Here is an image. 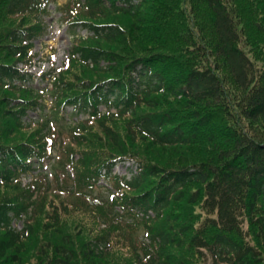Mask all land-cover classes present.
Listing matches in <instances>:
<instances>
[{"label": "trees", "instance_id": "16d2710c", "mask_svg": "<svg viewBox=\"0 0 264 264\" xmlns=\"http://www.w3.org/2000/svg\"><path fill=\"white\" fill-rule=\"evenodd\" d=\"M58 1L0 0V264H264V0H69L36 88Z\"/></svg>", "mask_w": 264, "mask_h": 264}, {"label": "rangeland", "instance_id": "374dc122", "mask_svg": "<svg viewBox=\"0 0 264 264\" xmlns=\"http://www.w3.org/2000/svg\"><path fill=\"white\" fill-rule=\"evenodd\" d=\"M69 0H59L57 6H50V16L45 20L47 25V35L34 43L33 53L36 55L35 63L30 69V73L34 78L30 82L32 86L36 88L39 84L44 87L48 81V78L42 82L41 75L47 72L58 70L64 61L68 57V52L71 47L72 37L69 34L67 27L62 24V13L59 10L60 7L67 4ZM79 37L87 36L86 31H80ZM51 107L49 99L47 100V109ZM34 116L33 114H30ZM30 176L24 177V182H28ZM19 229L21 224L17 222L14 225Z\"/></svg>", "mask_w": 264, "mask_h": 264}]
</instances>
